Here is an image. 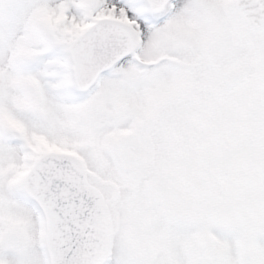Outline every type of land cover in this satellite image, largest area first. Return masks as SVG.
<instances>
[{"label": "snow or ice", "instance_id": "1", "mask_svg": "<svg viewBox=\"0 0 264 264\" xmlns=\"http://www.w3.org/2000/svg\"><path fill=\"white\" fill-rule=\"evenodd\" d=\"M0 264H264V0H0Z\"/></svg>", "mask_w": 264, "mask_h": 264}]
</instances>
